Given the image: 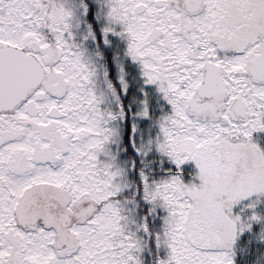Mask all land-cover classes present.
Here are the masks:
<instances>
[{
    "label": "snow or ice",
    "instance_id": "obj_1",
    "mask_svg": "<svg viewBox=\"0 0 264 264\" xmlns=\"http://www.w3.org/2000/svg\"><path fill=\"white\" fill-rule=\"evenodd\" d=\"M0 264H264V0H0Z\"/></svg>",
    "mask_w": 264,
    "mask_h": 264
}]
</instances>
